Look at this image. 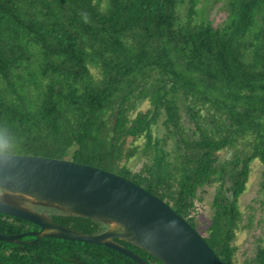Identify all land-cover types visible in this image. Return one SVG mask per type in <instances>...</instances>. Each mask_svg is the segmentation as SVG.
Wrapping results in <instances>:
<instances>
[{"label":"trees","instance_id":"obj_1","mask_svg":"<svg viewBox=\"0 0 264 264\" xmlns=\"http://www.w3.org/2000/svg\"><path fill=\"white\" fill-rule=\"evenodd\" d=\"M222 1L226 17L214 25L200 0H0V129L16 141L10 153L132 179L195 228L197 193L218 183L203 238L223 264H235L237 200L253 160L264 177V0ZM158 122L161 135L153 133ZM222 150L231 156L220 159ZM134 155L143 164L136 173L128 165ZM50 216L88 234L106 229L63 211ZM15 219L0 213V232L37 228ZM33 238L0 240V264H137L101 244ZM254 264H264L262 247Z\"/></svg>","mask_w":264,"mask_h":264},{"label":"water","instance_id":"obj_2","mask_svg":"<svg viewBox=\"0 0 264 264\" xmlns=\"http://www.w3.org/2000/svg\"><path fill=\"white\" fill-rule=\"evenodd\" d=\"M22 195L63 212L110 227L88 234L51 217L16 205L7 195ZM0 213L27 220L38 230L2 233L0 240L23 242L29 235L101 244L148 264L115 241L137 246L164 264H223L203 236L168 203L137 183L106 169L70 159L17 154L0 155Z\"/></svg>","mask_w":264,"mask_h":264},{"label":"rangeland","instance_id":"obj_3","mask_svg":"<svg viewBox=\"0 0 264 264\" xmlns=\"http://www.w3.org/2000/svg\"><path fill=\"white\" fill-rule=\"evenodd\" d=\"M200 1L201 2L197 7H202L203 5L206 7L207 18L210 20L213 19L214 25L220 23V21L226 17L225 9H218V7H221L223 4L222 0H208V3H206L207 0ZM178 13L181 19L185 18L186 4L180 5L178 8ZM148 107L149 104L147 102H143L140 106V110L144 111ZM111 127L109 126L108 128L110 133L112 131ZM162 132L163 130L161 128L160 122H158V124L153 128V133L155 135H161ZM131 142L132 139L131 136H129L122 143L121 151L124 155L127 154V150L129 149ZM140 143H142L141 139L135 141L134 145H138ZM116 144L119 146L121 141L119 140ZM217 155L220 159L229 158L231 156V150H222ZM121 162H123V159L120 161V163ZM128 162H130L128 165L131 167V170L134 173L139 172L143 166L142 159L138 155H134L129 158ZM262 171L263 166L258 160H253L250 163L249 175L245 185V190L237 200V208L240 213V230L235 232L234 238L231 241V245L235 248L232 258L235 264H254L258 248L262 247L264 249V189L262 191L261 188V182L264 185V177ZM217 187L218 183L205 186L204 190L197 193L198 198H196L194 202V208L191 212V215L195 218L196 230L200 232L202 236L207 235L206 229L209 225V220L213 212L211 203L217 191ZM227 192L229 193V191ZM6 198L23 201L26 203L27 207L37 209V211L32 208H30V210L42 213L46 216L63 211L62 209L56 208L52 205L40 204L33 199L22 195L9 194ZM104 226L107 229L110 227V224L105 223ZM33 239L27 241L33 243Z\"/></svg>","mask_w":264,"mask_h":264},{"label":"clouds","instance_id":"obj_4","mask_svg":"<svg viewBox=\"0 0 264 264\" xmlns=\"http://www.w3.org/2000/svg\"><path fill=\"white\" fill-rule=\"evenodd\" d=\"M15 146H16V141L14 137L11 135V133L6 129H0V155H5V156L9 155L10 154L9 150L14 148Z\"/></svg>","mask_w":264,"mask_h":264},{"label":"flooded vegetation","instance_id":"obj_5","mask_svg":"<svg viewBox=\"0 0 264 264\" xmlns=\"http://www.w3.org/2000/svg\"><path fill=\"white\" fill-rule=\"evenodd\" d=\"M12 201H13V203H15L16 205H19V206H22V207H25V208H28V209H30V208H32V207H27V205H26V203L25 202H23V201H19V200H14V199H11ZM32 209H34V208H32ZM34 210H36L37 211V209H34ZM56 214V213H55ZM52 215V214H51ZM51 217V216H50ZM12 218H13V220H16L15 219V217H13L12 216ZM12 220V219H11ZM39 229V227L37 226V228H35V227H28L27 229H25L24 231H21V232H16V233H22V232H28V231H32V230H38ZM34 237V236H33Z\"/></svg>","mask_w":264,"mask_h":264}]
</instances>
